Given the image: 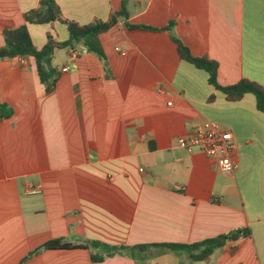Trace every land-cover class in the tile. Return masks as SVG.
Wrapping results in <instances>:
<instances>
[{
    "label": "crops",
    "instance_id": "obj_1",
    "mask_svg": "<svg viewBox=\"0 0 264 264\" xmlns=\"http://www.w3.org/2000/svg\"><path fill=\"white\" fill-rule=\"evenodd\" d=\"M53 1L81 26L122 2ZM39 2L0 0V48L2 31ZM127 12L126 22L155 31L117 19L99 36L104 61L79 44L56 50L50 92L31 58L0 62V104L11 111L0 118V264H264V112L251 94L226 101L173 42L217 62L221 86H264V0H128ZM27 29L37 49L69 38L60 21ZM205 122L231 133V174L177 145ZM238 229L250 235L203 261L169 250L91 260L102 253L92 242L189 245ZM54 239L87 248L30 255Z\"/></svg>",
    "mask_w": 264,
    "mask_h": 264
},
{
    "label": "trees",
    "instance_id": "obj_2",
    "mask_svg": "<svg viewBox=\"0 0 264 264\" xmlns=\"http://www.w3.org/2000/svg\"><path fill=\"white\" fill-rule=\"evenodd\" d=\"M128 0H122L120 10L113 12L105 22L94 21L87 25H78L77 23L61 19L60 10L53 0H40L39 5L32 10L24 13V24L19 28H6L2 31L4 45L0 48V62L13 58H31L34 61L35 69L39 82L45 86V91L50 92L56 84L59 73L52 67V60L56 50L64 48H73L76 44L81 45L88 53H91L104 61V54L99 42V36L113 27L117 19L125 20V26L130 30L155 31L153 28L143 25H133L126 22ZM54 21L63 23L69 35L65 42H57L48 37L42 48L37 49L32 43L27 26L44 25ZM176 45L178 57L193 65L195 68L204 71L208 75V83L215 90L221 92L228 102L240 101L246 94H251L255 98V107L257 111L264 112V86L253 81L241 79L237 83L227 86H221L217 82L218 64L206 57H194L187 47L180 41L173 38ZM212 98V97H211ZM210 98V99H211ZM11 111L0 104V118H8ZM250 235L248 229L234 230L228 234L207 239L202 242L184 245V244H145L136 246H108L98 242H92L93 248H98L102 253L91 254L93 262H101L106 257L113 255H123L130 257L135 261H143L148 258L154 250H169L174 253H186L194 261H203L208 258L212 252L223 246L229 240H236ZM77 248H87L85 245H73L60 239L50 240L44 243L32 254L40 251L50 250H72ZM29 255V256H30Z\"/></svg>",
    "mask_w": 264,
    "mask_h": 264
},
{
    "label": "built area",
    "instance_id": "obj_3",
    "mask_svg": "<svg viewBox=\"0 0 264 264\" xmlns=\"http://www.w3.org/2000/svg\"><path fill=\"white\" fill-rule=\"evenodd\" d=\"M116 51L122 53L118 48ZM177 145L189 153L196 152L214 159L223 173L231 174L235 169L232 154L236 147L232 135L216 123L205 122L196 126L188 136L179 138Z\"/></svg>",
    "mask_w": 264,
    "mask_h": 264
}]
</instances>
